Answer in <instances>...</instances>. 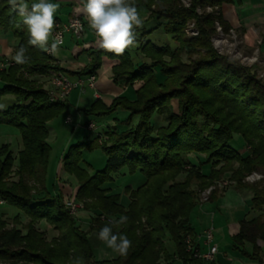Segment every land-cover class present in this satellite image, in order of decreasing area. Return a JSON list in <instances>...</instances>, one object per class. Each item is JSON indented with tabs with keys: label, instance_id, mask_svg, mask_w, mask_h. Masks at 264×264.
Returning <instances> with one entry per match:
<instances>
[{
	"label": "trees",
	"instance_id": "1",
	"mask_svg": "<svg viewBox=\"0 0 264 264\" xmlns=\"http://www.w3.org/2000/svg\"><path fill=\"white\" fill-rule=\"evenodd\" d=\"M182 1L132 0L137 11L147 13L146 22L153 24L149 29H135L142 31L135 47L140 61L134 60L129 48L122 55L97 48L88 50L89 62L72 72L54 55L27 45L29 35L23 18L12 10L8 0H0V28L17 38L14 55L21 45L29 49L27 63L17 64L13 59L0 68V98L14 97L12 105L0 109V123L18 128L23 145L17 166L7 145L0 151V199L21 211L12 219L11 227L5 212L0 213V259L38 264H170L175 258L168 252L170 238L175 243V255L184 264H215L214 260L195 257L194 245L189 248L186 239L191 237L193 242L195 236L190 215L202 202L206 189L214 186L208 198L212 200L229 188H219L220 181L233 180L235 187L252 194L249 211L256 214L241 221L239 232L232 236V248L264 264L260 243L264 242V179L246 181L251 172L264 171V82L253 67L231 62L213 46L217 22L225 32L232 29L221 13L223 2L228 0H190V6ZM206 6L219 10L215 14L198 12ZM189 20L195 21L198 35L185 34ZM158 29L172 35L174 48L148 39ZM184 53L188 61L183 60ZM194 53L198 58L191 57ZM104 57L115 60L112 79L116 84L132 90L135 83L141 84L133 90V99L119 95L110 104L98 99L84 110L86 115L103 117L122 107L131 115L126 130L108 127L66 149L64 169L77 180L74 201L82 204L72 213L62 193L52 196L46 186L51 153L49 122L66 112L68 106L64 100H51L50 89L40 78L50 75L52 80L58 73L96 76ZM173 99L177 100V111ZM154 114L164 115L163 125L153 124ZM134 116L137 123L131 125ZM235 134L244 142L239 148L233 145ZM97 146L104 151L106 164L91 175L82 167L83 150ZM190 154L196 155L197 164L189 161ZM204 165L210 167L208 173H204ZM125 170L131 175L140 173L144 179L136 188L126 187L127 207L113 192L115 174ZM12 175L18 181L8 186L6 179ZM35 184L40 185L39 190ZM80 211L90 214L88 229L79 223ZM121 215L128 221L113 231L131 240L127 254L97 257L89 233L111 226L109 221ZM42 221L58 231L50 240L38 227Z\"/></svg>",
	"mask_w": 264,
	"mask_h": 264
},
{
	"label": "crops",
	"instance_id": "2",
	"mask_svg": "<svg viewBox=\"0 0 264 264\" xmlns=\"http://www.w3.org/2000/svg\"><path fill=\"white\" fill-rule=\"evenodd\" d=\"M78 1L48 0L50 3L60 2L62 5V8L57 10L54 15L55 21L66 23L74 16H80L85 21V30L80 39L77 40L71 33L65 35L66 37L68 36V41L65 39L62 46H71L72 57H68L70 55L62 49V46L59 47L58 54L54 55L62 67L72 72H77L86 65L80 61V56L85 55L88 63L90 60L88 50L99 48L95 31L89 27L87 18L81 11L83 5L80 2L78 3ZM32 3L34 2L31 1ZM61 12L67 14L66 19H62L60 16ZM221 13L224 21L239 35L240 50L245 55H256L260 62L264 63V0H228L223 2ZM51 41L52 37H50L49 43ZM59 54L60 57H57ZM8 62L2 61L0 68L7 66ZM114 62L115 60L111 58H103L102 66L96 75L95 88L90 87L87 76L78 73L64 74L74 84L70 94L62 99L67 103L68 111L73 109L86 115L84 110L89 109L98 99L110 104L113 98L119 95H127L131 99L135 97L131 88L127 89V87L118 85L113 81L112 65ZM51 77L48 75L40 78L48 89H52ZM134 86L139 87V84L135 83ZM70 120L71 117L68 116L67 121L69 122ZM86 123H93L95 127L91 130L86 127L94 136L86 135L85 140L92 139L95 135L101 134L105 130L102 127L98 128V125L93 120L88 119L84 125ZM189 157L194 158L196 155L191 154ZM197 163L198 160L196 159L195 164ZM118 175L120 173L115 174L116 177ZM139 178L142 179L137 181L135 185L130 186L136 188L142 184L144 179L142 176ZM251 198L252 194L249 191L231 186L225 191L219 192L212 200L200 202L190 215V223L195 232L193 238L194 248L199 249L201 252L208 251L209 244L206 242L204 232L207 229H211L213 232L211 244L216 245L218 249L214 259L215 264H260L234 251L231 244L232 236L236 235L240 230L241 221L249 219L254 214L253 211H249ZM4 204L6 203L0 202V206ZM0 209V213H4L3 208ZM260 243L264 247V242Z\"/></svg>",
	"mask_w": 264,
	"mask_h": 264
},
{
	"label": "rangeland",
	"instance_id": "3",
	"mask_svg": "<svg viewBox=\"0 0 264 264\" xmlns=\"http://www.w3.org/2000/svg\"><path fill=\"white\" fill-rule=\"evenodd\" d=\"M31 1L34 3L38 2V0H27L29 7L31 6ZM79 2H80V0L78 1V3ZM56 3H60V2H56ZM182 3L185 6H190V0H183ZM61 8H62V5L60 3V7L57 10H59ZM218 10L219 9L217 6H206L204 9L199 8L198 12L199 13L211 12V13L215 14ZM138 14H139V17L142 21V24L139 26V28L145 27L146 29H149L150 27H153L152 23L148 24L145 20L147 17V13H142V11H138ZM60 16L62 17V19L67 18V14L65 12H61ZM219 26L222 28V25H220V23L217 22L216 23V30ZM196 30L199 33V30H198V27H197L195 21L189 20L187 22V25L185 28V34L187 36H196L198 34L193 33V31H196ZM222 31L224 32V34L229 33V32H225L223 29H222ZM141 33H142V31L136 32V37L138 39L141 38ZM217 35H218V31L212 38L214 48L219 53L225 55L231 62H234L237 65H241V66L247 67V68L249 66L253 67V69L258 74L259 78L263 79L262 81L264 82V63L260 62L259 58L257 57L258 61L256 63H253L252 65H250V64L242 61L240 57L234 56V53L236 51L234 48H232V49L228 48V52L226 50L224 52H220V49L214 45V38H216ZM237 36L239 37L238 34H237ZM67 37L64 38V40L66 39V41H68ZM148 39H151L154 43L159 44V45L168 44L172 48H174L176 46V42L173 39L172 35L165 33L161 29L155 30L154 33L151 34ZM231 40H232V38H231ZM16 43H17V38L13 35V33L11 31H6V30L0 28V64L2 63V61L13 60L14 46L16 45ZM138 44H139V42L136 41L135 45H138ZM237 48L240 49V45H238ZM62 49L67 51L68 55H70L68 57H72L71 56V46L65 45V46H62ZM129 49H130L131 55L134 58V60L139 62L141 57L139 56V54L136 53L135 46L130 47ZM201 52H203V51L201 50ZM198 56L199 55H197L196 53L191 55V57L193 59L198 58ZM57 57H60V54ZM61 57H63V56H61ZM182 58L184 61H188L189 56H187L184 53ZM80 61L87 64L86 56L85 55L80 56ZM1 68H3V67H1ZM137 83L140 86L141 82H137ZM2 86H3V83L0 81V88ZM136 88H138V87L134 86L133 90H135ZM133 90H132V92H133ZM13 103H14V97L13 96L4 95L0 98V105H2V107H0V109H6V108H8V106L12 105ZM171 103L173 104V108L175 109V111H177L178 110L177 100L173 99ZM130 115H131V112L125 108H122V107H118L112 113H110L106 116H103V117L88 116V115H84L83 113H78L73 109H70L69 111L67 110L66 112L60 114L59 116H57L53 120H51L49 122V126L51 127V132H50V136L48 139L49 143L51 144V153H50V157H49V163H48L47 174H46V186H47V190L49 191V193L55 197H57L58 194L62 193L63 199L65 202L68 200L74 201V199H75L74 196H75V193H76L77 188H78V183H77V180L74 178V176H71L70 174L66 173V171L64 169V164H63L64 163V153L70 144L77 143L78 141H80L82 139L85 140L86 135L94 136V134H91L92 132H89L86 129V126L84 125L85 121H87L88 119L93 120L98 125V128L102 127V129H106L108 127L119 126L118 129L120 131H124L127 129L126 120L130 117ZM68 116L71 117V120L69 122L67 121ZM152 122H153V124H155L156 127L163 125L164 124V115L154 114L152 117ZM130 123H131V125H135L137 123V117L136 116L132 117L130 120ZM243 143L244 142H243L242 137L238 134H235L233 145L236 148H239L241 145H243ZM3 145H7L8 149L10 151H13L14 156L16 157V159L14 161V165L17 166L18 165V153L23 148L21 134H20L18 128L11 126V125H8V124H1L0 123V151L2 150ZM188 159L191 163L195 164L197 158L196 157H194V158L189 157ZM83 160L84 161L82 162V167L84 168L85 171H87L89 174L92 175L98 169L104 168V166L106 164V155H105L104 151L102 150V148L99 146L92 148V149L86 148L83 150ZM209 168L210 167L208 165H204L203 166L204 173H208ZM255 172L259 173L263 176H262V178H260L258 180L249 181L250 183L259 182L260 180L264 179V171L262 169L253 171L251 173H255ZM141 176L142 175L140 173H136V174L131 175L127 172V170H125V171L121 172L120 175L115 177L116 181L114 182V186H113L114 191L113 192L120 195L121 203L125 207L128 206V202H129V197L125 193L126 187L128 185H135L137 181H140L142 179V178H139ZM6 181L9 183L8 184V186H9L12 182L18 181V177L12 175V176H9L6 179ZM31 184H34V182H31ZM35 186H36V184H35ZM39 188H40V185L37 184L36 190H39ZM76 203L79 204V206H80L79 209L82 208L81 203H79V202H76ZM0 208H3V211L5 212L4 213L5 218L7 219L9 226L11 227L12 226V219H14L18 215H20L21 211L17 207L12 206L8 203L4 204L3 206H0ZM0 211H1V209H0ZM254 214H256V213H254ZM77 216H78L77 218L79 219V223L81 224L82 228L88 229L92 223L90 214L85 212V211H80V212H78ZM23 218H24L23 215H21V219H23ZM102 218L104 219V217H102ZM38 227L40 229L46 231L48 240H50L53 236H56L58 233V231L55 230L54 227L45 223L44 221L39 223ZM98 232H99L98 230H92L89 233V239L92 243V247L94 249V253L96 254V256L99 258L115 257L117 255V253L114 252L112 249L108 248L106 246V244H104L103 242H101L97 238ZM167 248H168V252L172 256V258H174V256H175L174 261H171L170 264H184L183 261L175 255V250H176L175 243L170 238L167 239ZM0 264H38V263L28 261V260H23V259L7 258V259H0ZM162 264H166V262L162 261Z\"/></svg>",
	"mask_w": 264,
	"mask_h": 264
},
{
	"label": "clouds",
	"instance_id": "4",
	"mask_svg": "<svg viewBox=\"0 0 264 264\" xmlns=\"http://www.w3.org/2000/svg\"><path fill=\"white\" fill-rule=\"evenodd\" d=\"M8 2L27 26L29 35L27 45L38 47L53 55L58 54L59 47L63 43L59 35L57 34L51 43L49 41L56 27L54 15L60 3L38 0L29 7L27 0H8ZM80 3L83 5L81 11L86 16L89 27L95 31L99 48L122 55L128 48L135 46V29L142 24V21L132 0H80ZM28 50L27 46L21 45L13 57L15 63H27ZM127 221L128 217L121 215L118 220H110L111 226L105 225L97 234L101 242L120 255L127 254L132 242L127 235L114 232L113 228Z\"/></svg>",
	"mask_w": 264,
	"mask_h": 264
},
{
	"label": "built area",
	"instance_id": "5",
	"mask_svg": "<svg viewBox=\"0 0 264 264\" xmlns=\"http://www.w3.org/2000/svg\"><path fill=\"white\" fill-rule=\"evenodd\" d=\"M56 27L53 30V37L52 39L58 34L59 38L63 41V43L60 45L62 46L64 44V38L67 33H71L77 40L80 39L83 36L85 25L83 18L80 16H74L72 17L68 22L62 23L60 21H56ZM218 35L216 38H214V45L220 49V52H224L225 50L228 52V48L232 49L234 48L236 51L234 53V56H238L241 58L242 61L252 65L253 63H256L258 61V58L256 55H244L241 50L238 47L240 45L239 37L237 36L236 32L234 30H230L228 34H224L222 31V28L219 26L217 28ZM194 34H198V31H193ZM230 38H229V37ZM232 38V40H231ZM48 54H51L50 52H47ZM231 53V52H230ZM53 55V54H52ZM89 85L92 88H95V75H90L88 77ZM52 89H50V97L51 100H62L65 97H67L71 90L74 88V84L69 81V79L62 73H58L53 76L52 80ZM97 95V94H96ZM95 125L93 123L88 124V129H93ZM263 175L259 173H251L246 177L247 181H255L260 178H262ZM236 184V181L233 180H223L220 181L217 186L219 188H227L234 186ZM214 189V186L209 187L202 193V201H207L209 198V195L211 191ZM0 202L3 203L4 200L0 199ZM66 206L70 209L72 213L77 212L79 209V204H77L73 200H68L65 202ZM204 236L206 239V242L209 244V249L206 252H201L199 249H195V257L201 258L205 261H213L215 259V255L217 254V246L212 245L211 242L213 241V232L211 229H207L204 232ZM189 248L193 249V242L191 240V237H188L186 239ZM211 244V245H210Z\"/></svg>",
	"mask_w": 264,
	"mask_h": 264
}]
</instances>
